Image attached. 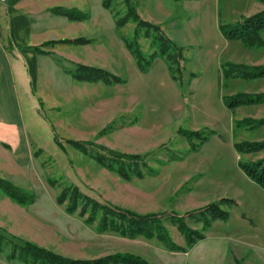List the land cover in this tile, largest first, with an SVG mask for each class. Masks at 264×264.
<instances>
[{
	"label": "rangeland",
	"instance_id": "obj_1",
	"mask_svg": "<svg viewBox=\"0 0 264 264\" xmlns=\"http://www.w3.org/2000/svg\"><path fill=\"white\" fill-rule=\"evenodd\" d=\"M132 1L142 19L161 25L166 36L181 48L182 85L174 81V98L163 82L155 85L147 78L145 86L144 82L138 86L132 81L129 66L117 57L118 47H124L125 39L132 37L135 23L115 26V18L123 15L127 7L123 0H113L108 25L92 33L93 43L99 49L87 66L104 69L126 81L108 85L102 81L76 80L72 72L77 66L74 64L81 60L61 56L63 71L56 72L54 80L43 85L44 93L38 92L40 98H35L33 108L37 115L29 121L26 160L14 161L0 169V177L34 195L31 203L21 205L0 190V264H27L18 257L9 258L18 239L71 258L94 259L129 252L151 264H264V189L238 166L239 160L261 158L264 150L239 153L233 147L241 140H264V125L255 129L235 125L244 117L264 116V103L242 105L226 112L229 124L219 119L217 102L207 114L203 106L206 91L218 93L213 75L204 76L207 64L215 68L227 60L264 64V44L246 47L241 40H228L223 35L214 37L220 23L229 26L242 21L243 17L263 10L264 0ZM142 33L143 30L139 38L141 49L149 55L154 49L150 38ZM259 36L264 41V27ZM71 40L64 38L56 44L83 45L70 43ZM102 47L109 49L108 55L105 52L101 55ZM165 64L169 66L166 60ZM157 69L161 72L163 65ZM148 70L149 66L145 72ZM238 91H264V77L254 80L223 77L221 94ZM182 128L205 131L212 128L220 136L211 135L193 150L178 133ZM54 133L65 148L54 142ZM66 139L93 140L124 153L137 154L144 176L125 180L74 149ZM147 167L152 170L149 172ZM68 186H77L103 204L161 215L171 239L185 251L171 249L154 237L99 232L95 224L86 223L87 214L81 215L80 208L68 212L67 202L57 201L61 190ZM221 198L236 202L231 207L220 204L230 212L226 221L216 219L205 227L198 218L188 215ZM172 217H183L188 227L201 231L204 238L188 246Z\"/></svg>",
	"mask_w": 264,
	"mask_h": 264
},
{
	"label": "trees",
	"instance_id": "obj_2",
	"mask_svg": "<svg viewBox=\"0 0 264 264\" xmlns=\"http://www.w3.org/2000/svg\"><path fill=\"white\" fill-rule=\"evenodd\" d=\"M123 2L126 4L127 10L123 15H118L115 18V26L120 28L129 22L135 23L132 37L125 39V47L134 57L138 68L141 71H146L156 56H164L169 63V70L173 80L178 81L179 85H182L183 72L179 61L182 56L181 48L166 36L160 25L142 19L132 0H123ZM102 5L104 8L112 9L113 0H102ZM64 14L71 19L84 18L81 12L67 11ZM263 27L264 9L251 16L243 17L242 21L229 26H225L222 23L219 24V30L224 38L228 40H241L246 47L261 46L264 44V41L259 36V31ZM142 30V36L150 38V46L154 49L149 55L142 51L139 42ZM89 40L84 37H79L69 42L85 44ZM54 42L56 41H49L45 44ZM220 67L223 77L227 80L231 78L254 80L264 77V64L248 65L245 63L223 61ZM72 75L76 80L83 82L93 83L102 81L108 85L125 82V79L109 71L82 64H77ZM223 101L230 110H234L242 105L261 104L264 103V91H238L231 95H224ZM235 125L238 128L255 129L264 125V116L259 118L244 117L237 120ZM178 133L186 138L193 150H196L198 145L206 142L211 135H219L212 128H208L206 131L204 129L190 130L182 128L178 130ZM54 142L61 148H65L64 143L60 140L57 133H54ZM65 142L95 160L102 167L117 173L125 180L144 176V172L140 168V161H138L140 156L137 154L124 153L93 140L79 141L66 139ZM234 148L239 153L258 152L264 150V140L237 141L234 143ZM238 166L246 176L264 189V155L256 160H239ZM147 170L152 169L151 167H147ZM0 190L21 205H27L34 199L31 191H27L2 177H0ZM57 201L59 203L67 202L66 209L68 212H74L80 208L79 213L81 215L87 214L85 219L86 223L95 224L99 232L114 231L128 237H154L171 249L185 251L184 247L173 242L167 228L162 223L161 215H157L156 213L141 214L127 208L103 204L81 192L77 186L63 188L57 196ZM222 203H226L229 207L236 204L234 199L221 198L220 201L211 202L200 207L195 212L188 213V215L193 218H198V221H202L205 227L216 219L226 221L229 218L230 212L220 207ZM242 217L246 218L244 213H242ZM171 220L177 224V228L184 235L188 246L195 243L197 239L204 238V234L201 231L189 228L183 217H172ZM12 249L13 251L9 255V258L18 257V259L27 264H151L141 256L129 252H115L94 259L71 258L34 242L22 239L14 242ZM15 252H17V255H15Z\"/></svg>",
	"mask_w": 264,
	"mask_h": 264
},
{
	"label": "crops",
	"instance_id": "obj_3",
	"mask_svg": "<svg viewBox=\"0 0 264 264\" xmlns=\"http://www.w3.org/2000/svg\"><path fill=\"white\" fill-rule=\"evenodd\" d=\"M67 11L81 12L84 18L71 19L64 14ZM109 15L110 11L103 7L102 0H0V169L7 168L14 161L26 160L31 130L29 121L34 120L37 115V110L33 107L35 100L40 98L38 92L44 93L43 85L51 83L56 72L63 71L59 61L62 55L82 61L74 65H89L95 51L99 49L93 43L92 33L96 28L108 25ZM221 36L220 30L214 35L217 39ZM79 37L90 40L80 46H63L61 42H55L53 46L45 44L48 41ZM100 49L101 55L104 52L109 54L108 48ZM117 60L129 66L133 74L132 81L137 82L138 86L149 80H153L155 85L163 82L171 89L172 97L175 98L176 84L170 75L169 66L165 64V57L156 56L149 65V70L141 71L124 45L118 47ZM160 64L163 65L161 72L157 69ZM220 65L221 62L215 68L214 65L207 64L205 68L204 76L213 75L212 81L215 82L218 93L206 91L203 106L207 114L213 110L214 102H217L219 119L224 124H229L226 112L233 110L223 101L226 94L220 92L223 79Z\"/></svg>",
	"mask_w": 264,
	"mask_h": 264
}]
</instances>
